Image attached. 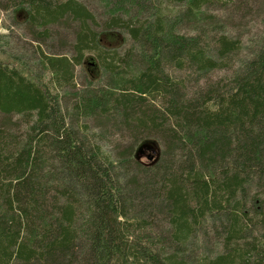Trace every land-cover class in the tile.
<instances>
[{"label": "trees", "instance_id": "trees-1", "mask_svg": "<svg viewBox=\"0 0 264 264\" xmlns=\"http://www.w3.org/2000/svg\"><path fill=\"white\" fill-rule=\"evenodd\" d=\"M261 8L0 0V264H264Z\"/></svg>", "mask_w": 264, "mask_h": 264}, {"label": "rangeland", "instance_id": "rangeland-1", "mask_svg": "<svg viewBox=\"0 0 264 264\" xmlns=\"http://www.w3.org/2000/svg\"><path fill=\"white\" fill-rule=\"evenodd\" d=\"M215 9V8H214ZM217 9V8H216ZM217 11H220V9H217ZM14 16L17 19L23 20L26 16V13L24 10H18L17 12L13 13ZM244 20V26L241 30H243V33L252 30L254 33H257L259 30L263 29V19L264 18V8H261L260 16H258V20L252 21L251 17H245ZM261 21V22H260ZM7 25H12V22L10 20V16L7 13L0 12V33L8 34L9 30L7 28ZM259 28V30L257 29ZM11 42L9 46L6 48L8 51H13V53H19L23 54L25 51L23 49H20L18 45L24 46L21 43V40L24 38L20 35V32H17V30H14V34L11 35ZM101 42L106 46L111 47H117L121 46L124 42L125 34L119 30L116 31H107L101 34L100 36ZM85 62L81 66L76 67V81L78 85L83 86L85 84V80L88 76L94 78L99 76V65L97 64L96 58L92 53H88L85 55ZM0 58L4 59L6 57L0 55ZM224 71H221L223 73ZM220 73V72H218ZM148 146L145 147V150L143 153L140 154V159L143 162H155L157 158L159 157L158 153L160 151V146L156 144L153 141H148ZM149 145H152L153 148L149 147ZM152 149L155 150L153 153ZM152 158H151V156Z\"/></svg>", "mask_w": 264, "mask_h": 264}]
</instances>
